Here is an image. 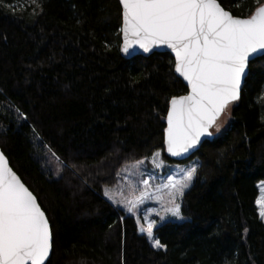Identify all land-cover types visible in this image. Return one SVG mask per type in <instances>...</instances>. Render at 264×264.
I'll return each instance as SVG.
<instances>
[{
	"label": "trees",
	"instance_id": "trees-1",
	"mask_svg": "<svg viewBox=\"0 0 264 264\" xmlns=\"http://www.w3.org/2000/svg\"><path fill=\"white\" fill-rule=\"evenodd\" d=\"M218 1L242 18L264 5ZM122 19L119 0H0V148L50 221L47 264H264V56L250 64L229 128L176 161L166 116L188 88L169 53L121 55ZM157 152L199 160L181 197L185 220L154 230L160 248L104 194Z\"/></svg>",
	"mask_w": 264,
	"mask_h": 264
},
{
	"label": "snow or ice",
	"instance_id": "snow-or-ice-1",
	"mask_svg": "<svg viewBox=\"0 0 264 264\" xmlns=\"http://www.w3.org/2000/svg\"><path fill=\"white\" fill-rule=\"evenodd\" d=\"M119 3L123 9V51L128 53L134 45L145 52L166 46L175 54V72L187 81L188 94L170 99L164 132L168 153L182 156L202 136L210 135L209 129L218 118L240 99L250 57L264 52V6L240 18L225 10L218 0H119ZM195 171L188 168L180 179L170 178L162 186L168 196L162 210L178 221L185 217L176 199L184 195ZM143 183L147 186L148 181ZM160 192L161 188L151 196L141 192L139 197L126 201H117L107 190L104 194L113 203L123 202L127 211L134 213L145 198L162 200ZM256 203L264 219V194ZM143 220L140 232L154 241V247H162L154 237L156 221L147 215ZM160 220L164 221L165 216H160ZM52 244L49 221L37 198L0 154V264H46Z\"/></svg>",
	"mask_w": 264,
	"mask_h": 264
},
{
	"label": "rangeland",
	"instance_id": "rangeland-1",
	"mask_svg": "<svg viewBox=\"0 0 264 264\" xmlns=\"http://www.w3.org/2000/svg\"><path fill=\"white\" fill-rule=\"evenodd\" d=\"M237 103L238 101H235L230 104L228 109L218 118L216 124L211 128V131L214 136H221L229 128L231 110ZM157 153H159V156H156L155 153L149 159L141 160L140 162H137L134 165L128 167L125 170V174L123 175L122 181L118 185V188L114 191L109 190V193L113 194L117 201H126L127 199H135L139 197L141 192L145 191L149 194V196H151V194L156 192L157 188H161V192L159 193V195L162 197V200H157L155 198H145L143 203L137 205V208L134 210V213H129L123 202L113 203V201L106 196V199L115 207L123 209L129 215H133L137 219V221L140 222L138 223L139 229L140 224L144 222L143 218L145 215L149 216L150 219L155 220L157 226L166 221H172L177 223L182 222L171 217L170 214H166L163 212L161 205L162 203L167 205L168 196L166 190L162 189V186L167 184L170 178L173 180L180 179L183 172L186 171L188 168L196 169L199 161L198 158H193L187 163L172 164L166 162L162 158L161 152ZM49 159L51 162L50 165L52 167V171L57 175L60 174L62 163L55 157L50 156ZM145 180L148 181L147 186H145L143 183V181ZM257 186L259 193L257 199H259L261 198L262 194H264V182L258 183ZM188 188H186L184 192ZM181 197L182 196L177 197L176 199V202L179 204H181ZM256 206L259 214V206L257 205V203ZM157 212L160 213V216H165L164 221H161L160 216L156 215ZM261 220L264 222V219L261 218ZM155 228L153 229V232ZM142 234L146 235L145 233ZM150 242L152 243V245L154 244L153 240H150Z\"/></svg>",
	"mask_w": 264,
	"mask_h": 264
},
{
	"label": "water",
	"instance_id": "water-1",
	"mask_svg": "<svg viewBox=\"0 0 264 264\" xmlns=\"http://www.w3.org/2000/svg\"><path fill=\"white\" fill-rule=\"evenodd\" d=\"M219 2V1H218ZM220 3V2H219ZM121 7H122V5H121ZM223 7V6H222ZM226 10V9H225ZM122 11H123V9H122ZM228 11V10H227ZM230 12V11H229ZM231 13V12H230ZM240 18H242V17H240ZM122 27H123V19H122ZM123 47H124V37H123V33H122V31H121V46H120V53H121V55L123 56V57H125V58H134V57H137V56H142V57H149L150 55H152V54H154V53H169L172 57H173V59H174V61H175V54L172 52V50L171 49H169V48H167L166 46H156V47H153V48H151L150 49V51H148V52H145L143 49H141V48H139V46L138 45H134V46H132V47H130L129 48V52L128 53H125L124 51H123ZM262 56H264V52H257V53H254V54H252V56L250 57V63H249V65H248V68L246 69V76L243 78V80H242V85H241V93H242V90H243V87H244V85H245V81H246V78L248 77V75H249V71H250V64L253 62V61H255L256 59H258V58H260V57H262ZM174 72H175V65H174ZM175 74H176V76L184 83V85L188 88V92L190 91V89H189V87H188V85H187V81H185L184 79H183V77H181L178 73H176L175 72ZM188 94V93H187ZM187 94H185V95H187ZM240 98H241V95H240ZM240 100V99H239ZM239 100H237V101H239ZM235 102V101H234ZM169 107H170V103H169ZM169 109V108H168ZM166 128H167V116H166ZM165 128V129H166ZM209 133H210V135H205V136H202L201 138H200V142L194 147V148H192V149H190L187 153H185V154H183L182 156H178V157H174V156H171L169 153H168V151H167V147H166V145H165V152H166V154H167V156L168 157H170L171 159H173V160H176V161H185V160H187V159H189V158H191L200 148H201V146L204 144V142H206V141H212L213 139H214V134L212 133V131H211V128L209 129ZM0 154H3V156H4V158H5V160L8 162V166L16 173V175L20 178V180H21V182L29 189V191H31L30 190V188L24 183V181L22 180V178L18 175V173L12 168V166H11V164H10V161H9V159H8V157L5 155V153L2 151V149L0 148ZM32 192V191H31ZM33 193V192H32ZM33 195L36 197V195L33 193ZM37 198V197H36ZM37 202H38V204L40 205V203H39V201H38V198H37ZM40 207H41V210L42 211H44L43 210V208H42V206L40 205ZM44 213H45V215H46V218L48 219V217H47V214H46V212L44 211ZM48 221H49V219H48ZM49 226H50V230H51V233H52V229H51V224H50V221H49ZM52 237H53V235H52ZM52 252H53V244H52V250H51V252H50V255H49V259L51 258V256H52ZM49 261V260H48ZM48 261H46V264H47V262Z\"/></svg>",
	"mask_w": 264,
	"mask_h": 264
}]
</instances>
